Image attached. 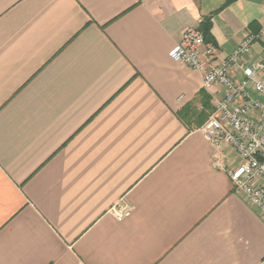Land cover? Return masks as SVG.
Here are the masks:
<instances>
[{"label": "crops", "instance_id": "1", "mask_svg": "<svg viewBox=\"0 0 264 264\" xmlns=\"http://www.w3.org/2000/svg\"><path fill=\"white\" fill-rule=\"evenodd\" d=\"M226 2L0 0V264H264L199 130L223 89L169 54L219 9V58L264 29V0Z\"/></svg>", "mask_w": 264, "mask_h": 264}, {"label": "built area", "instance_id": "2", "mask_svg": "<svg viewBox=\"0 0 264 264\" xmlns=\"http://www.w3.org/2000/svg\"><path fill=\"white\" fill-rule=\"evenodd\" d=\"M264 29L246 33L230 55L219 58L216 45L206 42L198 26L188 27L170 57L203 74L204 87L219 85L222 97L199 130L215 146H229L238 163L226 167L234 191L256 208L264 221V51L252 60L253 45ZM238 73H240L238 75ZM117 220L130 216L132 207L117 203L111 209Z\"/></svg>", "mask_w": 264, "mask_h": 264}, {"label": "trees", "instance_id": "3", "mask_svg": "<svg viewBox=\"0 0 264 264\" xmlns=\"http://www.w3.org/2000/svg\"><path fill=\"white\" fill-rule=\"evenodd\" d=\"M230 1H231V0H227V2L223 5V7L226 6L228 3H230ZM223 7H221V8H223ZM219 10H220V9H219ZM219 10H217V11L211 13L210 15L205 16V17L201 20V22H200V24H199V29L203 32V34H204V38H205V41H206V42H211V43H213V44H215V45H216V40H215V38H214V36H213V33H212L213 16H214V14H216ZM202 94H206L205 91H204ZM213 111H214V108H212V112H213ZM207 119H208V118H207ZM207 119H206V120H207ZM206 120H205V121H206ZM205 121H204V122H205Z\"/></svg>", "mask_w": 264, "mask_h": 264}]
</instances>
